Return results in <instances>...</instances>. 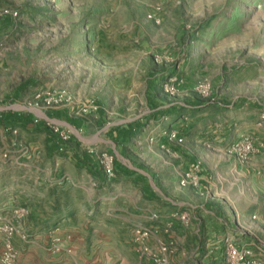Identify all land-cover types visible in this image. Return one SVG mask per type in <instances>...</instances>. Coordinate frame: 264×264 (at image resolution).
Masks as SVG:
<instances>
[{"label": "rangeland", "instance_id": "rangeland-1", "mask_svg": "<svg viewBox=\"0 0 264 264\" xmlns=\"http://www.w3.org/2000/svg\"><path fill=\"white\" fill-rule=\"evenodd\" d=\"M6 10L12 15L2 16ZM46 99L53 101L49 108ZM158 105L177 112L172 123L181 120L172 130L177 136H167L170 168L150 169L165 197L205 208L212 231L233 229L207 241L217 259L189 257L165 232L175 220L168 221L166 236L156 240L175 241L170 264H228V238L264 264V0H0V264L82 262L59 234L46 239L44 230H32L43 214L42 180L26 179L48 166L45 142L53 127L69 134L64 142L71 137L48 112L67 109L92 120L103 107L108 128L123 113L156 126L160 118L146 110ZM191 108L203 110L206 127H194ZM28 114V128L9 121ZM158 134L153 130L150 139ZM192 163L201 167L198 184L182 186ZM122 179L121 187L130 188ZM182 212L193 224L196 214Z\"/></svg>", "mask_w": 264, "mask_h": 264}, {"label": "crops", "instance_id": "crops-1", "mask_svg": "<svg viewBox=\"0 0 264 264\" xmlns=\"http://www.w3.org/2000/svg\"><path fill=\"white\" fill-rule=\"evenodd\" d=\"M132 111L135 113V107ZM169 111H173V108L166 105L147 108L146 112L153 119L160 118L156 126H149L144 123L146 120L136 114L127 116L123 113L108 128L103 123V107H99L92 120L73 118L67 109L50 110L46 116L57 120L61 128L70 132L71 137L70 141L64 142L58 134L50 131L51 135L45 142L49 155L48 166L36 170V179H26V183L42 180L38 191L42 199L38 204L43 214L36 220L39 226L32 230H44L46 239L59 234V240L68 244L72 255L82 256L81 264H148L136 256L133 244L134 228H154L152 241L155 242L156 238L166 236L163 228L172 220L173 212L188 210L196 214L193 224L186 226L178 220L173 221L172 238L182 242L181 248L189 257L203 254L208 257L213 254L211 259H217L213 258L217 253L213 251V247L210 248L211 242L207 241L222 240L226 233L233 234V229L225 228V233L216 229L212 231L205 208L194 202L174 201L165 197L160 187L161 181L157 179L159 174L150 170L153 169L151 165L157 166V170H165L171 165L168 156L164 154L165 150H174L167 136L181 120L172 123L171 118L177 112L169 114ZM187 112L194 121V127L198 124L206 127V117L201 114L203 110L191 108ZM29 115L32 120V115ZM29 125L31 121L20 127L28 128ZM153 130L160 133L155 142L152 137L150 139ZM41 131L47 132L46 129ZM64 147L66 151L63 150ZM90 147L95 153L87 149ZM156 147H159L157 151ZM101 149H112L117 155L115 171L118 170L119 176L112 182L106 181L98 164L97 152ZM147 149L151 157L147 154L144 158L141 150ZM194 164L187 166V171ZM117 166L119 169L116 170ZM151 175L155 176L156 185L149 178ZM123 177H126L130 188L121 187ZM72 191L74 198L71 196ZM156 213L159 219L152 220L151 215ZM216 218L211 217V222H216ZM219 249L217 246L214 248ZM178 256L180 254L172 262Z\"/></svg>", "mask_w": 264, "mask_h": 264}, {"label": "built area", "instance_id": "built-area-1", "mask_svg": "<svg viewBox=\"0 0 264 264\" xmlns=\"http://www.w3.org/2000/svg\"><path fill=\"white\" fill-rule=\"evenodd\" d=\"M16 15V13H14ZM2 16H11L12 13L9 11H3L1 14ZM156 22L159 21L156 14L152 15L151 17ZM57 102V101H55ZM53 104L51 100H45V105L49 108ZM46 124L48 126L51 125V121L49 118H45ZM53 133L58 134L59 138L62 140H68L69 134L61 130L59 127H53ZM171 138L176 137L177 133L172 132L170 133ZM91 153H95L94 149L89 150ZM97 161L101 170L105 175V179L108 182H112L116 178V171H115V155L113 152L104 150L101 152H97ZM201 172V167L199 164H194L191 169H189L184 176L182 177L180 183L182 186L190 185L197 186L198 184V174ZM152 220H158L159 215L152 214ZM171 219L180 221L183 225H190L191 223V216L190 214L182 211H176L171 214ZM173 224L169 222L166 225L165 232L169 235L172 233ZM133 244L135 252L143 259L150 261L153 264H170L169 257L174 252L175 249V241H164L161 239H157L155 242V246L151 245V241L154 235V228L152 227H145L139 226L134 228L133 232ZM226 256H227V263L228 264H236V262H242V264H256L254 263L253 253L250 250L241 251L233 241V238H228L226 244Z\"/></svg>", "mask_w": 264, "mask_h": 264}, {"label": "trees", "instance_id": "trees-1", "mask_svg": "<svg viewBox=\"0 0 264 264\" xmlns=\"http://www.w3.org/2000/svg\"><path fill=\"white\" fill-rule=\"evenodd\" d=\"M25 88L26 85H20V88ZM30 115L28 114L27 116H23V117H14V116H9V121L14 125V126H20V125H23L25 124H28L30 123L31 119L29 117Z\"/></svg>", "mask_w": 264, "mask_h": 264}]
</instances>
